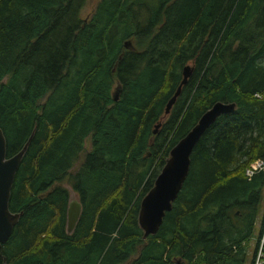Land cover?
I'll return each instance as SVG.
<instances>
[{"label": "trees", "instance_id": "1", "mask_svg": "<svg viewBox=\"0 0 264 264\" xmlns=\"http://www.w3.org/2000/svg\"><path fill=\"white\" fill-rule=\"evenodd\" d=\"M85 1L0 0L7 156L34 130L0 264H245L264 187V171L245 175L264 159V0H98L83 19ZM216 101L235 109L200 137L171 210L143 238L142 197ZM63 181L80 205L71 232Z\"/></svg>", "mask_w": 264, "mask_h": 264}, {"label": "water", "instance_id": "2", "mask_svg": "<svg viewBox=\"0 0 264 264\" xmlns=\"http://www.w3.org/2000/svg\"><path fill=\"white\" fill-rule=\"evenodd\" d=\"M124 46L128 48L130 41H125ZM191 71L192 67L189 65H185L182 68L181 81L166 103L164 116L169 113L177 96L180 94L182 85L186 83L191 75ZM234 109V102H214L200 115L186 134L170 148L168 157L155 177L153 186L140 201L137 221L143 232V238L155 234L162 223L165 213L171 210L172 203L188 175L190 155L200 137L219 116L229 114ZM158 125L159 123L155 127H158ZM155 132L156 129L153 130V133ZM33 134L34 130L15 154L7 156L6 139L3 130L0 128V246L8 240L22 214L21 212L10 211L9 199L15 174ZM79 214V202L70 200L67 209V232L73 229ZM176 262L179 264V261Z\"/></svg>", "mask_w": 264, "mask_h": 264}, {"label": "rangeland", "instance_id": "3", "mask_svg": "<svg viewBox=\"0 0 264 264\" xmlns=\"http://www.w3.org/2000/svg\"><path fill=\"white\" fill-rule=\"evenodd\" d=\"M98 2V0H86L83 7L80 9V12H79V16L83 19L87 18L93 11L96 3ZM112 95L115 99V95H116V91L118 92V87L116 84L113 85V88H112ZM158 127H156L155 129L157 130ZM90 148V140H89V137H87L84 141V149L87 151L88 149ZM83 154H84V151L81 152L80 154V159H82L83 157ZM79 163H80V160H79ZM78 167V164L75 165V169ZM62 184L64 186H66L68 189H69V194H70V200H73L75 202H78L77 201V194L75 192H73L70 188H69V185L66 183V181H63ZM264 219V187H263V190H262V202L260 204V208H259V211H258V214H257V218H256V221H255V226H254V231L252 233V235L250 236L249 240L246 242V245H247V251H246V254H247V258H246V262L245 264H250L251 262V259H252V248L254 247L256 241H257V238H258V235L260 233V228H261V225H262V220Z\"/></svg>", "mask_w": 264, "mask_h": 264}, {"label": "built area", "instance_id": "4", "mask_svg": "<svg viewBox=\"0 0 264 264\" xmlns=\"http://www.w3.org/2000/svg\"><path fill=\"white\" fill-rule=\"evenodd\" d=\"M260 171H264V159H257L251 162L245 169V175L251 178ZM250 264H264V225L256 246L252 248V260Z\"/></svg>", "mask_w": 264, "mask_h": 264}, {"label": "flooded vegetation", "instance_id": "5", "mask_svg": "<svg viewBox=\"0 0 264 264\" xmlns=\"http://www.w3.org/2000/svg\"><path fill=\"white\" fill-rule=\"evenodd\" d=\"M71 231H72V230H71ZM71 231H70V232H71ZM126 264H127V263H126Z\"/></svg>", "mask_w": 264, "mask_h": 264}, {"label": "bare ground", "instance_id": "6", "mask_svg": "<svg viewBox=\"0 0 264 264\" xmlns=\"http://www.w3.org/2000/svg\"><path fill=\"white\" fill-rule=\"evenodd\" d=\"M211 127V126H210ZM206 132V131H205Z\"/></svg>", "mask_w": 264, "mask_h": 264}]
</instances>
